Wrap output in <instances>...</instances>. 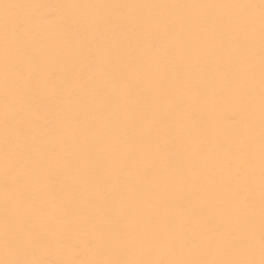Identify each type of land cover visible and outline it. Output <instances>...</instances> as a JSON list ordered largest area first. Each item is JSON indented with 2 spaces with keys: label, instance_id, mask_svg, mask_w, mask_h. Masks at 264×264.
Returning <instances> with one entry per match:
<instances>
[{
  "label": "snow or ice",
  "instance_id": "snow-or-ice-1",
  "mask_svg": "<svg viewBox=\"0 0 264 264\" xmlns=\"http://www.w3.org/2000/svg\"><path fill=\"white\" fill-rule=\"evenodd\" d=\"M0 264H264V0H0Z\"/></svg>",
  "mask_w": 264,
  "mask_h": 264
}]
</instances>
